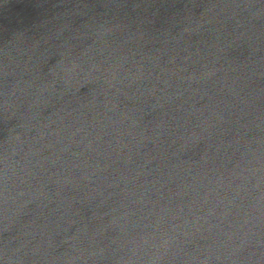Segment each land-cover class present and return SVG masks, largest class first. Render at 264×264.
Returning <instances> with one entry per match:
<instances>
[{
  "label": "water",
  "instance_id": "95a60500",
  "mask_svg": "<svg viewBox=\"0 0 264 264\" xmlns=\"http://www.w3.org/2000/svg\"><path fill=\"white\" fill-rule=\"evenodd\" d=\"M0 264H264V0H0Z\"/></svg>",
  "mask_w": 264,
  "mask_h": 264
}]
</instances>
